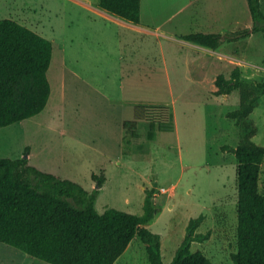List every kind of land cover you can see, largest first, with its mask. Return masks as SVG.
<instances>
[{
	"label": "rangeland",
	"instance_id": "1",
	"mask_svg": "<svg viewBox=\"0 0 264 264\" xmlns=\"http://www.w3.org/2000/svg\"><path fill=\"white\" fill-rule=\"evenodd\" d=\"M98 2L0 0V19H14L53 43L48 104L34 117L0 127V157H24L28 147L29 163L49 173L56 168L87 190L96 186L93 174L104 173L100 213L117 208L142 214L145 190H153L158 210L148 227L162 237L165 263L173 260L190 219L204 214L196 231L210 232V238L193 242L192 250L215 264H234L237 160L223 148L237 147L246 127L227 117L239 107V92L215 95V81L236 67L244 79L264 81V33L226 38L224 52L200 56V71L194 44L181 35L252 28L248 1L141 0L140 25L99 13ZM261 5L264 11V0ZM136 105L167 107L169 120H141L136 132H125L122 123L134 120ZM257 109L247 121L255 123L253 139L264 146V97ZM117 125L125 141L115 149L106 139ZM0 264L51 263L0 242ZM115 264H150L145 243L136 237Z\"/></svg>",
	"mask_w": 264,
	"mask_h": 264
},
{
	"label": "trees",
	"instance_id": "2",
	"mask_svg": "<svg viewBox=\"0 0 264 264\" xmlns=\"http://www.w3.org/2000/svg\"><path fill=\"white\" fill-rule=\"evenodd\" d=\"M253 27L239 32H193L183 39L212 49L224 40L246 38L264 33L261 0H247ZM98 7L118 18L139 25L141 0H99ZM53 57V43L28 26L10 18L0 19V127H6L41 113L48 104L51 84L48 70ZM215 95L238 91L239 107L227 117L243 122L246 130L231 150L237 160L238 230L234 264H264V193L260 177L264 146L254 141L255 123L247 121L264 96V81L242 77L236 67L228 78L219 74ZM134 120L123 123L125 132L137 131L141 120L166 123L167 107L136 105ZM125 141V136H124ZM29 148L19 158L0 157V242L51 264H115L131 242L139 237L146 245L150 264H215L192 243L204 242L210 232L196 230L205 220L201 214L191 218L187 233L173 260L162 258V237L151 224L157 213L153 190H145L142 214L96 208L97 197L106 182L104 173L93 174L92 191L81 184L45 172L29 163Z\"/></svg>",
	"mask_w": 264,
	"mask_h": 264
},
{
	"label": "crops",
	"instance_id": "3",
	"mask_svg": "<svg viewBox=\"0 0 264 264\" xmlns=\"http://www.w3.org/2000/svg\"><path fill=\"white\" fill-rule=\"evenodd\" d=\"M100 11H102V10H100ZM99 13H106V12H104V10L102 11V12H99ZM108 13V12H107ZM110 13H108V15H109ZM112 15V14H111ZM114 16V15H113ZM116 17V16H115ZM118 18V17H117ZM140 24H142V21H141V23ZM139 24V25H140ZM135 25H137V24H135ZM213 27V25H210L209 26V28H212ZM162 28L160 27V26H157L156 28H155V32H156V35L157 36H161L162 35V33L161 32H159L160 30H161ZM214 33H217V32H214ZM181 37L183 38V35H181ZM189 42H191V41H189ZM191 43H193L194 45H193V47H194V49H193V51H194V53L195 54H197L198 55V57H196L197 59L195 60V64L197 65V67H198V71H200V67L198 66V63H199V59H200V56L202 57L203 55L204 56H212L213 57V54L212 53H220V52H224L223 50V48L221 49V47L220 48H218V49H212V48H209V47H206V46H202V45H200V44H198V43H195V42H191ZM200 49V50H199ZM202 54V55H201ZM227 54H229V52H225L224 53V55H226L227 57H228V59H229V56L227 55ZM193 58H195V57H193ZM203 58V57H202ZM200 64V63H199ZM264 97V96H263ZM263 97H261V99L263 98ZM261 99H259V102H258V109H259V107H260V105H261ZM256 107V108H257ZM257 109V110H258ZM255 111V110H254ZM124 123V122H123ZM123 123H122V127H123ZM110 126H113V125H110ZM122 127H121V125H117V129H115V131L116 132H114V130L112 129V128H108L109 129V131H108V135H109V138L108 139H106V141L107 140H109V143L111 144V141H113V143L115 144V149L116 148H121V145H123V143H124V133H123V130H122ZM112 131H113V134H112V136H111V133H112ZM256 136H258V135H255V137ZM255 137H254V139H255ZM92 144V143H91ZM98 145V144H97ZM114 148V147H113ZM93 150H95L94 148H92ZM116 151V150H115ZM30 155V158H31V156H32V153L31 154H29ZM115 154H109V153H107V154H105V156L106 157H110V159H116V157H113ZM19 158V157H18ZM30 163H31V165L32 164H34L32 161H30ZM35 166H37V164H34ZM33 165V166H34ZM37 168H39L38 166H37ZM40 170H42V171H50V170H48V169H43V168H39ZM53 174H55V175H58L59 177H61V175H59V170H57L56 168L54 169V171H51ZM61 178H63V177H61ZM95 187H94V185H93V187H92V189H90L89 191H92L93 189H94Z\"/></svg>",
	"mask_w": 264,
	"mask_h": 264
},
{
	"label": "built area",
	"instance_id": "4",
	"mask_svg": "<svg viewBox=\"0 0 264 264\" xmlns=\"http://www.w3.org/2000/svg\"><path fill=\"white\" fill-rule=\"evenodd\" d=\"M162 191L167 192L168 190H165V189H164V190H162Z\"/></svg>",
	"mask_w": 264,
	"mask_h": 264
}]
</instances>
